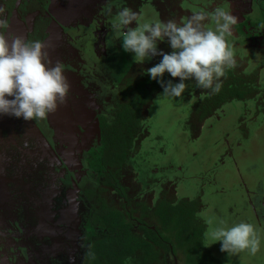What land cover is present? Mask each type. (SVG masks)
<instances>
[{
  "label": "trees",
  "instance_id": "trees-1",
  "mask_svg": "<svg viewBox=\"0 0 264 264\" xmlns=\"http://www.w3.org/2000/svg\"><path fill=\"white\" fill-rule=\"evenodd\" d=\"M240 32L247 35L240 45L248 48L233 51L235 66L226 69L218 93L185 82L179 98L166 97L148 75L130 77L86 121L90 127L79 161L92 187L85 191L81 264H169L167 258L181 264H264V138L252 141L259 154L224 157L225 164L208 170L231 141L222 127L234 108L235 121L243 126L240 133L264 124L260 69L243 71L247 53L254 55L258 48L264 54L260 33L248 27ZM162 79L179 80L167 72ZM227 112L225 121L208 128L214 117ZM191 127L196 128L192 133ZM130 177L134 183L125 187ZM198 212L228 225L253 224L261 236L260 250L253 256L247 250L221 252L219 242L204 246L206 225Z\"/></svg>",
  "mask_w": 264,
  "mask_h": 264
},
{
  "label": "rangeland",
  "instance_id": "rangeland-1",
  "mask_svg": "<svg viewBox=\"0 0 264 264\" xmlns=\"http://www.w3.org/2000/svg\"><path fill=\"white\" fill-rule=\"evenodd\" d=\"M112 1L115 5H112ZM227 4L229 7L225 9L228 12L236 10L239 13L243 10L246 12L243 13L244 16L257 20L256 24H247V27L251 32L255 31V34L260 33L259 41L264 52V0H64L63 3H56L54 9L60 16L59 22L51 30V35L47 36L46 51L53 63H62L70 90L66 102L44 119L26 121L11 115H0V169L9 176L8 180H0V264H32L27 259L33 258V255L39 264H77L78 239L73 228L81 210L80 202L70 193H66V198L60 196V177L51 161L42 163L37 170L30 168L25 161L21 164L15 162L13 139L17 138L19 143L21 140L18 135L21 133L24 142L36 137L41 144L42 140L51 136L57 141L63 137L62 133L67 131L68 126L71 140L78 143L81 132L77 123L85 128L86 121H90L94 114L92 106H98L88 97L100 92L106 97L113 85L122 79L147 76L146 73L141 74L142 69L153 66L161 57L155 56L140 64L133 61L131 53L123 51L121 41L113 38L111 30L118 10L129 7L145 20L159 18L179 22L187 19L193 11L226 7ZM235 16L238 21L239 15ZM205 25L211 26V23L205 21ZM130 26L135 27V22ZM4 31L16 34L20 31V23L14 18ZM232 38L227 37V41H231L233 51L242 53L246 50L244 48H248V45H240L241 42L237 43ZM236 39L245 42L242 37ZM157 47L164 52L171 51L166 41L158 42ZM247 54L249 61L245 62L243 71L258 67L264 84V54L261 55L258 48L254 55ZM254 59L256 65L251 63ZM188 82L195 84V81H186ZM233 110L236 113L229 118L227 127H222L231 141L227 144V149L223 150L221 159L208 170L225 164L224 157L236 160L244 152L259 154L252 141L255 136L264 138V124H259L246 134L240 133L239 128L243 126L235 121L238 110ZM220 118L214 117L207 125L208 128L211 130L216 127V123L223 120ZM226 119L227 117L224 121ZM146 123L149 124V121L144 124ZM88 127L85 129L86 134ZM45 128L54 134L46 132ZM194 129L196 128L190 129L191 133ZM245 135L250 137L249 140H246ZM262 143L264 147V142ZM124 175L126 169L122 177ZM193 175L197 176V173L193 172ZM32 180L36 185L31 183ZM132 183L134 178L130 177L123 185L129 187ZM59 199L66 202L62 204ZM254 202L258 209L257 199ZM16 226L20 228L21 234ZM5 247L11 251H7ZM17 252L21 255H17ZM167 262L181 264L175 258H167Z\"/></svg>",
  "mask_w": 264,
  "mask_h": 264
},
{
  "label": "clouds",
  "instance_id": "clouds-1",
  "mask_svg": "<svg viewBox=\"0 0 264 264\" xmlns=\"http://www.w3.org/2000/svg\"><path fill=\"white\" fill-rule=\"evenodd\" d=\"M2 12V9H0ZM209 21L211 26H206ZM135 22V27H131ZM236 23L224 7L193 11L187 19H142L129 7L116 13L111 30L114 39L121 41L124 52L132 54L136 63H144L155 56L160 60L142 69L150 80L160 84L166 97L179 98L185 91V81H195L199 89L218 93L226 69L235 66L234 52L227 37ZM5 19L0 18V115L24 120H41L55 113L66 102L70 83L60 61L53 63L40 40L26 41L24 37L4 31ZM166 41L171 51L157 47ZM179 78L178 82L164 81L163 74ZM11 97V98H9ZM25 147L27 143L25 142ZM204 246L219 242L220 251L236 254L247 250L255 255L261 247L259 229L246 221L228 225L223 219L206 218L202 212Z\"/></svg>",
  "mask_w": 264,
  "mask_h": 264
},
{
  "label": "flooded vegetation",
  "instance_id": "flooded-vegetation-1",
  "mask_svg": "<svg viewBox=\"0 0 264 264\" xmlns=\"http://www.w3.org/2000/svg\"><path fill=\"white\" fill-rule=\"evenodd\" d=\"M57 2L63 3L64 0H0V9H2V12H0V18L6 20L7 26L15 18L16 21L20 23V31L16 32V34L18 33L17 35L24 37L26 41L40 40L43 42L47 38V36H49V28L52 27L51 29H53L54 26H56L59 22L60 16H58V11L56 10L55 12L54 9ZM107 3L111 4L110 1H107ZM113 3L114 2L112 1V5H115ZM228 7L229 4H227L224 8ZM237 12L238 11L236 10L229 11L230 14L232 13L231 15H239V17L237 18L238 21H236L232 29L231 37L235 39L234 41L238 40L236 39L237 37H242L244 39V36L247 35L242 34L240 32L241 29L243 30V28H247V24H256L255 22L257 21L250 16H244L243 13L246 12H244L243 10H241L239 13ZM239 42L242 43L241 40H239ZM132 78L135 79L134 77ZM119 84L120 82L115 83L112 90L116 89ZM110 94L111 92L107 96H109ZM107 96L103 97V92H100L97 94H92L90 97H88L90 100H94L95 105H98L96 107L92 106L94 108V113H99L101 107H104L107 102ZM227 115H229L228 112L223 113L222 115H217L216 117L226 118ZM77 124L81 132L78 143H74L71 140L69 136L68 126L66 132L64 131L62 133L61 131L63 137L57 141H55L51 136L54 133H51L47 128H45V131L51 134H48L49 136H51V138L46 137L47 139L42 140L41 144L36 139V137L29 138V140L25 141L27 143V147H25L23 136L21 135V133H19L18 138H20L21 141L18 143L17 138L16 140L13 139V144L15 146L13 149L15 152V162L21 164L25 161L33 170H37L42 163L44 164L47 161H51V163L56 166V170L58 173L57 176L60 177L59 181L62 188L60 196L66 198V193H70L78 202H80L79 207L81 208V210L79 212V215L77 216V221L74 223L73 231L76 235V238L78 239V246L76 248L77 264H81L83 246L80 237V226L84 221L83 213L85 212L86 208L85 191L87 189H91L92 186L90 185L87 171L85 170L86 167H84L79 161L80 152H85V142L83 143V140H85V137L88 135L85 131V129L87 128V124L85 125V128L81 127L79 122ZM8 178V174H5V171L2 172V170L0 169V180H8ZM31 183L33 185H36L34 180H32ZM21 184H23V182ZM59 202L63 204L66 202V200L62 202V200L59 199ZM16 229H18L21 234V230L18 226H16ZM9 250L10 249H7V251ZM17 255L21 254L17 252ZM35 261L36 263H38L36 259Z\"/></svg>",
  "mask_w": 264,
  "mask_h": 264
},
{
  "label": "water",
  "instance_id": "water-1",
  "mask_svg": "<svg viewBox=\"0 0 264 264\" xmlns=\"http://www.w3.org/2000/svg\"><path fill=\"white\" fill-rule=\"evenodd\" d=\"M51 28H52V27H50L49 30H48L49 36L51 35V30H52ZM25 33H26V32H25ZM46 39H48V37H47ZM46 39L43 41V43H45V45L47 44V40H46ZM30 258H31V259L27 260L28 263L31 262L32 264H38V263H36V261H35V257H34V256H33V258H32V257H30Z\"/></svg>",
  "mask_w": 264,
  "mask_h": 264
}]
</instances>
